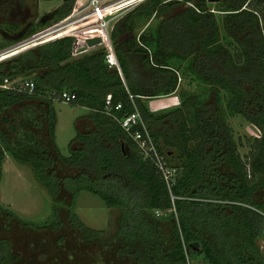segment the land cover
Wrapping results in <instances>:
<instances>
[{"label": "trees", "instance_id": "trees-1", "mask_svg": "<svg viewBox=\"0 0 264 264\" xmlns=\"http://www.w3.org/2000/svg\"><path fill=\"white\" fill-rule=\"evenodd\" d=\"M75 3L62 0L19 37L0 33V50L58 23ZM217 4L144 0L120 16L111 40L122 74L108 65L102 45L73 54L71 35L0 60V184L9 154L30 164L51 195V214L42 221L0 199V229H45L52 243L35 237L32 250L47 241L59 256L72 229L93 248L94 264H264V0ZM151 17L159 18L156 25L137 33L138 22ZM3 25L8 34L21 27ZM182 73L198 80L199 90L180 91ZM6 78L32 79L35 87H3ZM64 90L88 108L76 121L69 155L56 140L54 101ZM174 92L178 106L150 107L148 99ZM109 93L123 105L115 115L105 111ZM136 109L175 168L170 186L119 120ZM234 114L260 129L246 155L227 120ZM81 190L119 210L113 232L104 235L80 218ZM20 259L12 240L1 237L0 264Z\"/></svg>", "mask_w": 264, "mask_h": 264}, {"label": "rangeland", "instance_id": "rangeland-1", "mask_svg": "<svg viewBox=\"0 0 264 264\" xmlns=\"http://www.w3.org/2000/svg\"><path fill=\"white\" fill-rule=\"evenodd\" d=\"M103 1L104 3L117 2L115 5L118 8L115 10L116 13H113L115 16L109 17L111 18L110 24L112 26L116 19L128 13L135 5L144 0ZM26 3L30 7L31 16L37 13L38 17L35 19V23H37L42 15L55 9L62 3V0H39L37 4L36 0H27ZM216 5H218L217 2H213L212 7H217ZM78 10L76 13L79 12ZM77 17L78 16H73V21H76ZM72 19L69 20V22H71ZM158 20L159 18L157 17L143 18L138 22L136 32L140 33L144 29L153 28ZM55 25H57V23L48 27H41L38 32L50 29ZM78 27H82V25H76L73 29H77ZM26 49L28 48L17 52L14 51L16 53L3 54L0 56V60L9 58ZM179 75L181 76L178 79L180 91L183 89H188L189 91L199 90L198 80H192L190 75L184 76L183 73ZM179 92L154 97L150 100L148 99V103L155 111L170 109L180 104ZM54 106L58 115L56 140L61 152L64 155H69L70 142L77 133L76 121L79 117L87 113L88 108L76 102H66L61 98L55 99ZM227 120L232 127V132L238 143L240 153L246 155L250 150L249 139L259 135L260 129L241 114L228 115ZM163 157L164 161L168 164L165 154H163ZM168 166L173 173H175V168L171 167L169 164ZM0 199L5 204L10 205V207L16 210L20 215L34 221L45 220L49 218L51 214V195L47 188L36 180L32 166L30 164L17 162L9 154L5 157L3 163ZM75 208L84 223L101 230L104 235L115 230L119 210L115 207L108 206L98 195L88 190H81ZM73 232L72 229L71 231L69 230L68 244L60 256L57 254V245L47 244L48 239V242L52 243L54 238L52 234L45 229H35L28 232L19 227H15L11 230L1 227L0 239L1 237H7L12 240L16 253L21 257L20 261L12 264H94L97 259L91 255L93 248H84V243L80 241V239H76L79 238V236ZM38 236L40 238L44 237L47 241L42 243L43 249H40L39 252L36 253V251L32 249L35 247L34 238ZM73 239L75 241L74 245ZM260 242L264 248V239Z\"/></svg>", "mask_w": 264, "mask_h": 264}, {"label": "built area", "instance_id": "built-area-1", "mask_svg": "<svg viewBox=\"0 0 264 264\" xmlns=\"http://www.w3.org/2000/svg\"><path fill=\"white\" fill-rule=\"evenodd\" d=\"M115 3L116 2L104 3L103 0H76L71 14L60 20L57 25L50 29L27 36L16 41L10 46L1 49L0 56L3 54L12 53L14 51H21L25 48H30L31 46L33 47L57 37L68 35H71L75 38L72 53L79 54L96 46H89L86 42L87 38L100 36L102 41L97 45H102L105 47L106 62L110 67H117L122 74L119 59L111 40V30L113 25L111 26V18L109 17L115 16V14H113L114 12L116 13L115 10L117 9ZM77 10L79 11L78 13H76ZM73 16H78L76 21H73ZM71 19L72 21L69 22ZM81 22H83L81 24L82 27L73 29L76 25H80L78 23ZM13 85H18L22 88L28 89L29 91H32L35 87V83L32 79L11 81L6 78L2 84L3 87H10ZM58 98H61L66 102H73L76 99V93L64 90L59 93ZM122 106L123 105L121 101L114 103L112 95L110 93L107 94L105 99V111L107 113L115 115L113 110H118L122 108ZM119 120L124 129L131 134L135 141H137L142 151L147 156H150L154 159L156 165L159 167V169H161L165 179L168 182V185L170 186L174 173L164 161L163 154L157 149L156 142L145 126V122L140 111L136 109L130 113H127ZM138 124L143 126L144 131L139 129L134 131L132 130L133 127Z\"/></svg>", "mask_w": 264, "mask_h": 264}, {"label": "flooded vegetation", "instance_id": "flooded-vegetation-1", "mask_svg": "<svg viewBox=\"0 0 264 264\" xmlns=\"http://www.w3.org/2000/svg\"><path fill=\"white\" fill-rule=\"evenodd\" d=\"M27 0H0V33L10 38H15L21 36L25 33L28 28L35 23L37 19V13L30 15V7L27 5ZM39 0H36V4ZM31 16V17H30ZM42 15L38 21L42 19ZM17 22L21 23V27L10 34L7 33L4 22Z\"/></svg>", "mask_w": 264, "mask_h": 264}, {"label": "water", "instance_id": "water-1", "mask_svg": "<svg viewBox=\"0 0 264 264\" xmlns=\"http://www.w3.org/2000/svg\"><path fill=\"white\" fill-rule=\"evenodd\" d=\"M210 2H218L220 0H209ZM102 41V38L100 36L97 37H90L86 39V42L89 46H95L99 44Z\"/></svg>", "mask_w": 264, "mask_h": 264}, {"label": "bare ground", "instance_id": "bare-ground-1", "mask_svg": "<svg viewBox=\"0 0 264 264\" xmlns=\"http://www.w3.org/2000/svg\"><path fill=\"white\" fill-rule=\"evenodd\" d=\"M118 2H119V1H118ZM116 3H117V2H116ZM116 3H115V4H116ZM116 8H118V7H116ZM88 22H89V21H88ZM82 23H83V22H81V23H78V24H82ZM83 25H85V24H83Z\"/></svg>", "mask_w": 264, "mask_h": 264}, {"label": "crops", "instance_id": "crops-1", "mask_svg": "<svg viewBox=\"0 0 264 264\" xmlns=\"http://www.w3.org/2000/svg\"><path fill=\"white\" fill-rule=\"evenodd\" d=\"M150 99H151V98H150ZM150 99H149V100H150Z\"/></svg>", "mask_w": 264, "mask_h": 264}]
</instances>
